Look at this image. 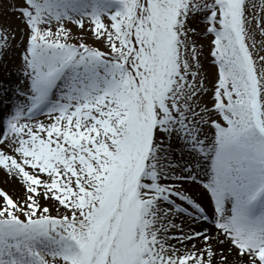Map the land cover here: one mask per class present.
Listing matches in <instances>:
<instances>
[{
  "label": "snow or ice",
  "instance_id": "6c2138e0",
  "mask_svg": "<svg viewBox=\"0 0 264 264\" xmlns=\"http://www.w3.org/2000/svg\"><path fill=\"white\" fill-rule=\"evenodd\" d=\"M0 16V264H264V0Z\"/></svg>",
  "mask_w": 264,
  "mask_h": 264
},
{
  "label": "bare ground",
  "instance_id": "6f19581e",
  "mask_svg": "<svg viewBox=\"0 0 264 264\" xmlns=\"http://www.w3.org/2000/svg\"><path fill=\"white\" fill-rule=\"evenodd\" d=\"M1 71H3V74L0 73V77L2 75H5L6 72H8V75H9V71H8V69H6V67H5V69L4 68H0V72ZM10 71H11L10 78L14 79V71H12L11 68H10ZM12 79H11V81H12ZM7 86L8 87H11V82ZM0 91H2V90H0ZM9 95H10V93H9ZM7 104H8V99L4 95H0V107H7ZM0 187L1 188H5L9 193H11L12 190H13L12 185H6V184H4L3 181H2V179H0ZM197 195H199V193H197Z\"/></svg>",
  "mask_w": 264,
  "mask_h": 264
},
{
  "label": "rangeland",
  "instance_id": "374dc122",
  "mask_svg": "<svg viewBox=\"0 0 264 264\" xmlns=\"http://www.w3.org/2000/svg\"><path fill=\"white\" fill-rule=\"evenodd\" d=\"M0 21L5 22V23H11L14 27L17 24H19V21H17L15 19V17H7L6 18V17H3V16H0ZM4 69H5V67H4ZM6 69H8L9 75H8V72H6L5 75H2L0 77V83H4V84L8 85L11 82V79H12V78H10V75H11L10 66L6 67ZM12 71H14V70H12ZM0 73L3 74V71H1Z\"/></svg>",
  "mask_w": 264,
  "mask_h": 264
}]
</instances>
